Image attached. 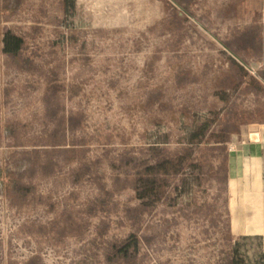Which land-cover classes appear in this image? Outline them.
I'll list each match as a JSON object with an SVG mask.
<instances>
[{"label":"rangeland","instance_id":"374dc122","mask_svg":"<svg viewBox=\"0 0 264 264\" xmlns=\"http://www.w3.org/2000/svg\"><path fill=\"white\" fill-rule=\"evenodd\" d=\"M149 4L150 13L155 6L158 16L152 29L143 27L147 8L140 7L143 11L133 14L126 25L76 29L77 38L61 43L56 31L66 33L73 24L59 16L55 2L39 0L33 6L0 12V33L5 28L22 33L40 27L37 37L29 39V49L38 54L34 71L8 63L0 50V131L3 125H17L20 133L18 140L0 135V167L8 170L10 180L35 184L34 192L15 204L0 192V264H108L104 258L108 240L137 227L125 216L126 207L138 202L128 188L115 194L116 210L92 219L94 223L109 216L104 238L96 235L92 223L80 238H62L54 230L68 223L64 217L86 198L98 193L97 182L71 183L72 163L69 151L63 150L71 147L72 138L92 157L107 148L115 156L124 148L146 147L168 130L170 145L175 146L181 123L226 111V101L219 97L222 90L232 105L258 107V120L241 123L239 129L263 122L264 90L240 86L234 92L240 75L221 53L223 47L216 38L221 41L258 20L264 0H156ZM173 8L188 18L177 30L164 27ZM175 32L182 39L172 47ZM249 59L253 68L245 66L249 74L259 76L264 60L255 55ZM52 68H58L57 72L51 74ZM225 76L230 85L221 82ZM76 110L84 113V119L71 133L62 120ZM37 148L57 157L58 169H39L34 176L19 177L24 152ZM104 157L96 169L108 182L114 170L108 156ZM194 185L189 184L188 192L175 203L163 201L144 212L131 264H224L233 249L226 228L225 191L211 211L206 204L189 202L191 196L201 195ZM207 187L209 193L216 192L214 185ZM51 200L55 202L52 210ZM27 222L46 229L29 235L21 230Z\"/></svg>","mask_w":264,"mask_h":264},{"label":"trees","instance_id":"16d2710c","mask_svg":"<svg viewBox=\"0 0 264 264\" xmlns=\"http://www.w3.org/2000/svg\"><path fill=\"white\" fill-rule=\"evenodd\" d=\"M0 12H5V10L0 8ZM170 13L164 23V27L168 29L177 30L188 19L174 8ZM39 32L40 27L38 26L30 27L22 33L12 28L3 29L0 33V50L11 61L8 63L21 70L34 71L37 68L34 60L38 54L29 49V39L37 37ZM56 32L60 43L64 39L77 38L75 29L68 28L66 33L61 30ZM173 37L175 40L170 42L172 47H176L182 39V34L175 32ZM220 44L223 47L220 50L221 53L240 75L238 83L233 88L234 92H237L240 86L256 91L264 90V71H259V76L249 74L245 65L228 50L230 49L250 66H252L249 59L251 55L264 60V25L252 23L242 31L232 32L223 38ZM57 69L52 68L51 74L56 73ZM221 82L224 86L231 83L228 76H225ZM73 92L76 91L73 90ZM222 92L224 94L221 93L219 97L226 101V111L223 113L210 112L200 120L193 118L189 124L181 123L175 146L170 145L172 143L171 131L168 130L158 134L156 141L146 147L137 150L124 148L115 156H110L107 153L110 149L107 148L104 154L92 157L88 155L87 148L79 145L76 139L72 138L69 148V158L72 163L69 175L71 183L76 186L85 181L97 182L98 193L86 198L83 204L76 207L74 213L67 214L64 219L68 223L58 228L54 227V230L59 231L58 235L62 238L67 235L80 238L92 223L96 235L104 238L109 232V216L100 217L94 223L92 222L93 217L116 210L118 202L114 197L115 194L130 188L134 191L138 202L126 207L125 216L131 221L132 227L134 225L137 227L129 230L124 236L109 239L104 249V258L108 264L119 262L131 264L136 256L137 233L142 225L144 212H150L163 201L170 204L175 203L178 197L188 192L189 184H195L194 187L201 192L198 197L191 196L189 202L198 205L206 204L212 211V206L222 197L221 192L225 191L229 155L227 142L233 134L239 133L241 123L258 120L256 116L258 107L249 110L232 105L225 91L222 90ZM83 119L84 113L76 110L70 112L62 122L64 127L74 133V130L82 125ZM218 124L219 129L216 128ZM1 134L13 140H18L20 137L17 125H3ZM104 155L108 156L107 163L114 170L109 174L108 182L103 180L105 174L98 173L96 169L97 165L105 161ZM8 175V170L0 167V192L5 198L9 197L10 203L15 204L20 200H26L34 192L35 184L31 181L25 182L17 178L10 180ZM209 185L215 186V193L207 191ZM54 206L55 202L51 200L49 209L52 210ZM42 228L46 229L45 226L27 222L21 230L34 235ZM50 228L52 229L53 226Z\"/></svg>","mask_w":264,"mask_h":264},{"label":"crops","instance_id":"0c3cea01","mask_svg":"<svg viewBox=\"0 0 264 264\" xmlns=\"http://www.w3.org/2000/svg\"><path fill=\"white\" fill-rule=\"evenodd\" d=\"M51 1L55 2L59 16L67 17L68 22L73 24L71 29L75 30L92 26L103 29L126 25L131 22L133 14H138L145 8V18L141 20L144 28L152 29L158 19L155 6H152L151 13L148 9L149 2L156 0H141V3L140 0ZM38 2L39 0H0V8L10 12L13 6H33ZM183 12L187 13L185 10ZM253 23L264 25V5L260 18ZM68 151L69 148L63 150L65 153ZM228 151L224 208L226 228L233 249L225 261L233 264H264V121L252 122L240 129L238 134L231 137ZM41 152L38 148L24 152L23 164L17 174L19 177L34 176L33 173H38L39 169H58L57 157ZM66 157L67 155L65 160Z\"/></svg>","mask_w":264,"mask_h":264},{"label":"water","instance_id":"95a60500","mask_svg":"<svg viewBox=\"0 0 264 264\" xmlns=\"http://www.w3.org/2000/svg\"><path fill=\"white\" fill-rule=\"evenodd\" d=\"M242 64H244L248 69L253 70L249 65H247L241 58H239L234 52L228 49Z\"/></svg>","mask_w":264,"mask_h":264},{"label":"built area","instance_id":"2783aa9c","mask_svg":"<svg viewBox=\"0 0 264 264\" xmlns=\"http://www.w3.org/2000/svg\"><path fill=\"white\" fill-rule=\"evenodd\" d=\"M216 40L221 43V41H219V39L216 38ZM229 149H232V147L229 146Z\"/></svg>","mask_w":264,"mask_h":264}]
</instances>
